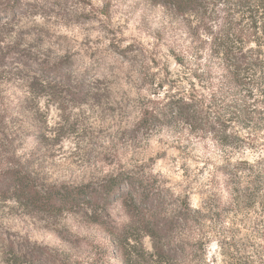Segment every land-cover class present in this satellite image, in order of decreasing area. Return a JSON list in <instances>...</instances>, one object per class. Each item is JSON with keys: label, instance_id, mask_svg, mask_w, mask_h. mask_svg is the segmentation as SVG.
<instances>
[{"label": "rangeland", "instance_id": "1", "mask_svg": "<svg viewBox=\"0 0 264 264\" xmlns=\"http://www.w3.org/2000/svg\"><path fill=\"white\" fill-rule=\"evenodd\" d=\"M200 1L0 0V264H264V32Z\"/></svg>", "mask_w": 264, "mask_h": 264}, {"label": "trees", "instance_id": "2", "mask_svg": "<svg viewBox=\"0 0 264 264\" xmlns=\"http://www.w3.org/2000/svg\"><path fill=\"white\" fill-rule=\"evenodd\" d=\"M262 1L264 2V0ZM259 2L261 4V1ZM259 2H256V1L254 2L251 0H242L239 2V4L241 6H246V7L249 6L251 10L250 12H253L249 18V23H251L253 28H256V30L260 32L262 31L264 32V17L257 18V16H255L260 10ZM165 6L172 8L175 12L181 15H184L187 13H195L203 9L202 1L200 0H165ZM253 7L256 8V10L255 9L252 10ZM223 22H224V25L220 26L219 28V30H221L226 27V29L220 32L221 34H223L221 36V39L223 40H219L222 42L218 44L217 43L218 39L216 37L215 45L221 48L220 54L222 55L223 60L231 65H234V68L236 71L235 73H233L234 75L233 80H235V82L239 81V77L241 75L244 65H246V69H249L250 67L254 66L255 68L258 67L259 69H262L264 71V57L263 59L258 60L259 58L252 59L253 57L248 58L245 55H242V56H239V54L237 55L236 44L238 43L237 39L239 38L235 37V34H236V31H238V27L240 26V24L238 22H235L234 19H230L228 17H225ZM171 107H172L173 112L175 113L176 118H183L186 121L188 120V121L198 122L199 120L198 116L200 115V113L195 108V106H193L192 104L185 102V103L178 105L176 103V104H173ZM15 180H16V184H17L16 187L18 189V192L22 194L25 193L26 188H24L23 186L25 183H23L19 177L15 178ZM110 189H111V186L110 188H108V192L110 191ZM81 191L82 190L78 189L77 193L75 192L71 195H68L67 197L65 195L60 196L61 194L58 193L57 195L60 196V200L63 202L58 200V202H56L53 205L48 204L49 202L47 201L42 202L41 199H38L37 201H39V203L43 205L44 207H46L47 209H51V210L62 209L64 207L63 205H65L66 203H71V202H67V199L69 200V198L72 199L76 203V205L81 203L79 201V197L80 195H82L80 193ZM31 197H34L36 199L37 194L35 193L30 194L29 198ZM73 201L72 203H74Z\"/></svg>", "mask_w": 264, "mask_h": 264}]
</instances>
